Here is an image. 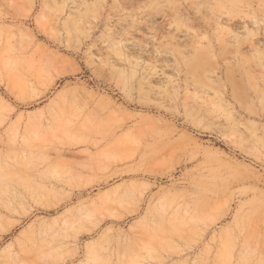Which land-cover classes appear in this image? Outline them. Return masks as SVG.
I'll return each mask as SVG.
<instances>
[{"label": "rangeland", "instance_id": "374dc122", "mask_svg": "<svg viewBox=\"0 0 264 264\" xmlns=\"http://www.w3.org/2000/svg\"><path fill=\"white\" fill-rule=\"evenodd\" d=\"M0 264H264V0H0Z\"/></svg>", "mask_w": 264, "mask_h": 264}, {"label": "bare ground", "instance_id": "6f19581e", "mask_svg": "<svg viewBox=\"0 0 264 264\" xmlns=\"http://www.w3.org/2000/svg\"><path fill=\"white\" fill-rule=\"evenodd\" d=\"M173 3V2H172ZM174 14V13H173ZM169 19V18H168ZM171 20V19H170ZM183 21H185V20H183ZM162 23H164V22H162ZM186 23V22H185ZM166 24V23H165ZM181 24V23H180ZM170 25V24H169ZM171 26V25H170ZM130 51V50H129ZM35 187V186H34ZM33 195V194H32ZM14 197V196H13ZM14 199V198H13ZM33 245V244H32ZM37 254V253H36ZM42 254V253H41ZM35 255V254H34ZM245 258V257H244ZM42 259V258H41ZM221 259V258H220ZM245 261V260H244Z\"/></svg>", "mask_w": 264, "mask_h": 264}]
</instances>
